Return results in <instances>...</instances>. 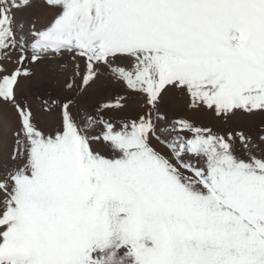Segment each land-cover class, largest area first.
Wrapping results in <instances>:
<instances>
[{
	"label": "snow or ice",
	"instance_id": "snow-or-ice-1",
	"mask_svg": "<svg viewBox=\"0 0 264 264\" xmlns=\"http://www.w3.org/2000/svg\"><path fill=\"white\" fill-rule=\"evenodd\" d=\"M41 11L52 16H29V46L16 13ZM66 55L68 95L44 101L60 118L45 132L20 84ZM104 70L142 114L106 118L126 109L118 94L77 119ZM175 92L225 123L264 115V0H0V104L17 118L0 264H264V127H159Z\"/></svg>",
	"mask_w": 264,
	"mask_h": 264
},
{
	"label": "rangeland",
	"instance_id": "rangeland-1",
	"mask_svg": "<svg viewBox=\"0 0 264 264\" xmlns=\"http://www.w3.org/2000/svg\"><path fill=\"white\" fill-rule=\"evenodd\" d=\"M29 16H31L36 26L40 27L48 22L52 13L43 11L33 14L16 13L17 21L25 25L24 31L20 33L18 30V34L23 35L25 42L30 46L31 37L27 35L31 27V24L28 23ZM62 65H67V67H62ZM14 66L13 59V63L8 65L9 70H12ZM31 67L34 75L30 79L22 81L18 95L31 106L38 126H41L42 130L45 128L50 132L59 125L60 118L58 113L50 114L43 110L45 107L44 101L50 98L63 99L65 95H68L65 90V81L72 75V64L70 58L66 55L63 60L46 58L42 63ZM118 94H125L129 97L127 107L123 112L109 113L106 118L114 120L136 118L145 111L144 98L127 92L122 85L114 82L107 71L104 70L95 85L82 96L77 97L76 106L73 110L74 115L77 119L85 115H94L98 103L113 100ZM187 103L188 100L185 95L178 92L170 93L160 108V116L163 119L157 121L158 126L171 127L173 121L186 119L197 126L213 127L214 130L221 133L228 129L242 130L252 137H255L260 127H264V115L237 116L225 123L217 119L210 111L188 109ZM6 126H9V128ZM16 126L17 118L14 110L7 105L0 104V168L5 164H11L9 153L14 146L12 132ZM162 138L168 137L164 135ZM156 146L158 150L167 153L168 150L162 145L157 144ZM2 153L5 155L1 156Z\"/></svg>",
	"mask_w": 264,
	"mask_h": 264
},
{
	"label": "bare ground",
	"instance_id": "bare-ground-1",
	"mask_svg": "<svg viewBox=\"0 0 264 264\" xmlns=\"http://www.w3.org/2000/svg\"><path fill=\"white\" fill-rule=\"evenodd\" d=\"M1 121L3 122V121H4V119H3V120H1ZM3 125H4V124H3ZM43 126H44V125H43ZM6 127H8V128H9V126H6ZM39 127L41 128V126H39ZM8 128H7V129H8ZM11 130H12V129H11ZM43 130H44L45 132H48V131H47L45 128H43ZM51 131H52V130H51ZM0 153H1V152H0ZM4 155H5L4 153H2V154H1V156H4Z\"/></svg>",
	"mask_w": 264,
	"mask_h": 264
}]
</instances>
